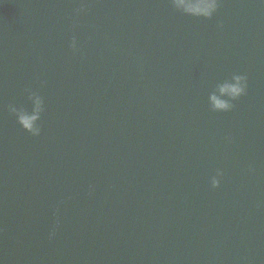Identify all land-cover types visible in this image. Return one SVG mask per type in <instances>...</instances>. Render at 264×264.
I'll use <instances>...</instances> for the list:
<instances>
[{"label":"water","instance_id":"1","mask_svg":"<svg viewBox=\"0 0 264 264\" xmlns=\"http://www.w3.org/2000/svg\"><path fill=\"white\" fill-rule=\"evenodd\" d=\"M219 3L0 0V264H264V4Z\"/></svg>","mask_w":264,"mask_h":264},{"label":"clouds","instance_id":"2","mask_svg":"<svg viewBox=\"0 0 264 264\" xmlns=\"http://www.w3.org/2000/svg\"><path fill=\"white\" fill-rule=\"evenodd\" d=\"M177 7L183 6V0H175ZM261 4H264V0H260ZM220 6L219 0H200L199 7L202 9L204 15L211 17L213 13H215ZM248 91V77L246 75H241L236 77V85L232 89V95L234 98H238L241 96H245ZM218 107L222 109H228L231 105L220 104ZM25 123H28L25 121ZM29 131H32L34 134H38V129L34 127V125L30 126ZM224 175L223 171H218L217 176L212 177V185L214 188L219 187L221 183V179ZM56 230L53 229L50 233V236L55 235Z\"/></svg>","mask_w":264,"mask_h":264}]
</instances>
